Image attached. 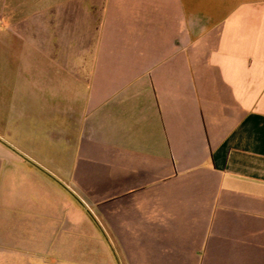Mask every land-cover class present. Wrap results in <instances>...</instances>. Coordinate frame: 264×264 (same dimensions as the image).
<instances>
[{"label": "crops", "instance_id": "1", "mask_svg": "<svg viewBox=\"0 0 264 264\" xmlns=\"http://www.w3.org/2000/svg\"><path fill=\"white\" fill-rule=\"evenodd\" d=\"M78 232L94 264H264V0H0V264Z\"/></svg>", "mask_w": 264, "mask_h": 264}, {"label": "rangeland", "instance_id": "2", "mask_svg": "<svg viewBox=\"0 0 264 264\" xmlns=\"http://www.w3.org/2000/svg\"><path fill=\"white\" fill-rule=\"evenodd\" d=\"M78 235L74 237V239L71 238V254L66 253L65 250H67V247L62 246L60 247L59 257H57V260L53 261L49 264H94L93 261H91L90 255H89V249L85 247L86 238H84V235H80V233H77ZM94 251L98 252L100 255L101 250L94 249ZM28 264H37V262H31Z\"/></svg>", "mask_w": 264, "mask_h": 264}]
</instances>
